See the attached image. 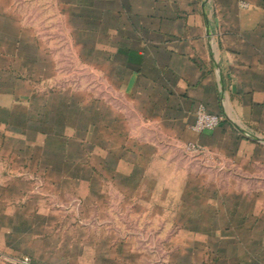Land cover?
<instances>
[{"label":"crops","instance_id":"obj_1","mask_svg":"<svg viewBox=\"0 0 264 264\" xmlns=\"http://www.w3.org/2000/svg\"><path fill=\"white\" fill-rule=\"evenodd\" d=\"M49 27L110 89L105 102L89 103L88 129L95 140L103 129L101 152L116 185L134 199L158 187L155 197L161 183L153 172H173L186 202H215L218 238L228 243L232 228L233 250L252 252L248 262L227 264H264V0H0V158L8 155L0 169H12V57L19 56L12 52L47 59ZM68 51L58 48L56 57ZM201 104L223 118L215 130H192ZM190 143L219 165L213 177L194 171L184 150ZM7 175L0 201L12 186Z\"/></svg>","mask_w":264,"mask_h":264},{"label":"rangeland","instance_id":"obj_2","mask_svg":"<svg viewBox=\"0 0 264 264\" xmlns=\"http://www.w3.org/2000/svg\"><path fill=\"white\" fill-rule=\"evenodd\" d=\"M48 29L43 38L47 43H42L47 59L26 57L28 52L20 48L12 52L19 55L12 57V139L7 140L12 169H0V181L11 173L12 186L1 192L0 262H248L252 252L233 250L232 228L226 230L228 243L218 238L215 202L201 204L199 197L186 202L187 188L179 184L180 177L178 182L170 177L173 172H153L161 183L155 197L158 187L146 186L134 199L126 195L130 189L116 185L120 180L101 152L104 131L97 132L95 140L88 129L95 110L89 103L105 102L110 89L101 72L90 75L87 57H72L69 44L57 42L54 30ZM58 48L68 53L56 57ZM96 61L103 71L104 60ZM184 150L196 165L194 171L208 170L213 177L219 165L210 154L200 155L186 146ZM5 157L0 158L2 164H7ZM214 191L211 188L210 194ZM173 194L181 199L170 201ZM124 195L129 196L125 201ZM259 253L263 255L256 251V261Z\"/></svg>","mask_w":264,"mask_h":264},{"label":"built area","instance_id":"obj_3","mask_svg":"<svg viewBox=\"0 0 264 264\" xmlns=\"http://www.w3.org/2000/svg\"><path fill=\"white\" fill-rule=\"evenodd\" d=\"M244 7H247V3L242 2ZM223 121L220 115L210 113L205 105L201 104L198 106L196 112V122L192 126V130L196 133H202L207 130H215L218 128ZM188 151L198 153L200 155H209L210 152L203 148L202 146L194 143L186 145ZM14 264H32L29 260H24L21 262H14Z\"/></svg>","mask_w":264,"mask_h":264}]
</instances>
